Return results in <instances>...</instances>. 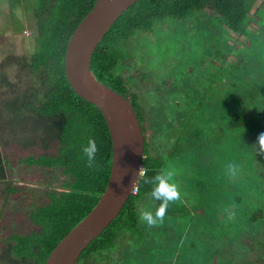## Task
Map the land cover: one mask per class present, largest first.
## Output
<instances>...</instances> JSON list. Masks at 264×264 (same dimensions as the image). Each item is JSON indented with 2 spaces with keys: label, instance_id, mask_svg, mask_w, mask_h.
Wrapping results in <instances>:
<instances>
[{
  "label": "trees",
  "instance_id": "1",
  "mask_svg": "<svg viewBox=\"0 0 264 264\" xmlns=\"http://www.w3.org/2000/svg\"><path fill=\"white\" fill-rule=\"evenodd\" d=\"M94 1H37L31 13L34 48L23 64L27 72L26 83L17 92L15 85L9 87V91L15 93L6 95L0 103L8 124L33 119V127L34 124L40 125L42 131L34 139V144L39 145L37 150L30 149L16 155L14 160L0 151V181L7 180V164L21 165L31 173L24 177L25 183L12 186L13 182L9 181L5 187L7 193H14L18 198L19 194L24 196L20 197L23 200L22 218L16 219L20 223L0 233V260L6 264H44L56 243L96 203L108 180L111 139L104 117L95 105L74 92L63 66L69 36ZM17 4H21V0H9L11 8ZM260 9L257 7L253 12L248 0H136L104 34L92 54L90 67L99 81L117 90L133 104L144 136V174L138 180L137 192L129 196L103 232L90 241L75 264H90L93 255L112 248L123 231L140 236L139 201L150 198L155 211L167 217L185 214V205L178 202L179 198H184L180 197L166 174L174 170L173 160L187 152L190 146L186 141L183 146L189 121L199 119L203 115L201 112L209 111V107L202 106L198 115L182 124L177 141L165 156L153 153L146 110L138 95L128 89L130 77L114 72L122 56L117 45L129 44L135 32L149 31L165 17L182 19L194 11L214 13L230 31L248 36L249 40L262 41L264 30L249 28L253 17L263 12ZM250 12H253L252 15ZM246 65L245 75L243 73L240 78L229 82L231 90L237 91L235 86L238 87L241 96L228 94L224 97L227 102L238 103L236 113L231 114V121L224 128L217 129L216 136L219 131L229 128L232 142L239 144L252 175L264 180V103L261 107L254 106L264 83V68L253 66L249 61ZM214 109L217 110L216 106ZM169 121L165 118L164 123ZM233 188L238 193L247 189L235 181L229 184V189ZM192 198L199 204L203 200L196 199V195ZM192 216H189L190 221ZM261 228L258 236L248 233L239 235L241 239L232 238L238 246L228 253L227 248H214L205 256L206 263L264 264V223Z\"/></svg>",
  "mask_w": 264,
  "mask_h": 264
},
{
  "label": "rangeland",
  "instance_id": "2",
  "mask_svg": "<svg viewBox=\"0 0 264 264\" xmlns=\"http://www.w3.org/2000/svg\"><path fill=\"white\" fill-rule=\"evenodd\" d=\"M37 1L21 0L11 8L9 0H0V103L26 83L23 64L34 48L31 13ZM260 1L248 0L253 12L257 7L263 11L249 24L254 31L264 30V2ZM249 39L230 31L214 13L194 11L182 19L165 17L153 29L135 32L129 44L117 45L122 56L114 72L130 77L128 89L138 95L146 110L153 153L165 156L177 141L182 124L198 115L202 106L209 111L189 121L183 146L185 141L190 146L173 160L174 170L166 174L184 198L178 202L185 205V214L167 217L155 211L150 198L139 201L141 235L119 233L113 247L97 251L90 264H207L205 256L214 248H227L228 253L238 246L232 238L260 232L264 223L263 177L252 175L229 128L216 136L217 129L224 128L237 109L238 103H229L224 97L241 96L239 88L232 91L229 82L245 75L248 61L264 68V40ZM14 85L15 92L9 91ZM257 96L254 106L261 107L264 83ZM212 105L217 110H212ZM165 118L169 123H164ZM37 126L33 127V119L10 125L1 112L2 154L14 160L16 155L37 150L34 139L42 134ZM6 169L7 180L0 181V233L20 223L16 219L22 218L23 210L20 197L24 196L7 193L6 184H23L24 177L31 174L18 164H7ZM234 181L247 189L239 193L229 189ZM193 195L202 202L196 203ZM0 264L6 262L0 260Z\"/></svg>",
  "mask_w": 264,
  "mask_h": 264
},
{
  "label": "water",
  "instance_id": "3",
  "mask_svg": "<svg viewBox=\"0 0 264 264\" xmlns=\"http://www.w3.org/2000/svg\"><path fill=\"white\" fill-rule=\"evenodd\" d=\"M136 0H95L66 44L63 66L70 87L102 113L111 139V165L96 203L53 247L44 264H75L85 247L119 214L132 194L144 156V136L131 101L99 81L92 54L116 19Z\"/></svg>",
  "mask_w": 264,
  "mask_h": 264
},
{
  "label": "built area",
  "instance_id": "4",
  "mask_svg": "<svg viewBox=\"0 0 264 264\" xmlns=\"http://www.w3.org/2000/svg\"><path fill=\"white\" fill-rule=\"evenodd\" d=\"M144 174V167L143 165L140 166V169H139V173H138V177H137V181L135 182L134 184V187L132 189V194H135L137 192V183H138V180L139 178Z\"/></svg>",
  "mask_w": 264,
  "mask_h": 264
}]
</instances>
